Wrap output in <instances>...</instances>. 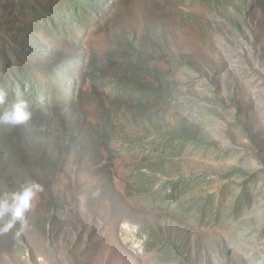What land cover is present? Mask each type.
Masks as SVG:
<instances>
[{
  "label": "rangeland",
  "instance_id": "obj_1",
  "mask_svg": "<svg viewBox=\"0 0 264 264\" xmlns=\"http://www.w3.org/2000/svg\"><path fill=\"white\" fill-rule=\"evenodd\" d=\"M0 88V264H264V0H0Z\"/></svg>",
  "mask_w": 264,
  "mask_h": 264
},
{
  "label": "clouds",
  "instance_id": "obj_2",
  "mask_svg": "<svg viewBox=\"0 0 264 264\" xmlns=\"http://www.w3.org/2000/svg\"><path fill=\"white\" fill-rule=\"evenodd\" d=\"M9 92L0 88V127H19L33 117V110L27 100L12 102L9 105ZM43 191V186L36 181H27L17 190L0 195V234L9 233L17 224L20 230L28 227V213L33 201ZM6 218V219H5Z\"/></svg>",
  "mask_w": 264,
  "mask_h": 264
},
{
  "label": "bare ground",
  "instance_id": "obj_3",
  "mask_svg": "<svg viewBox=\"0 0 264 264\" xmlns=\"http://www.w3.org/2000/svg\"><path fill=\"white\" fill-rule=\"evenodd\" d=\"M228 204H229L228 201L226 202L223 198H220L218 202V206L209 207L206 210H203L204 212L200 215V218L203 221L209 219V221L205 223L208 224L211 229H214L215 227L219 229L220 227H218L217 222L220 221L221 219L232 220L233 222L231 221L232 223L230 227L237 228L242 223V220H240L241 216L238 212H236V209L234 207H231ZM227 206L229 207L227 208ZM221 227H223L222 224Z\"/></svg>",
  "mask_w": 264,
  "mask_h": 264
},
{
  "label": "trees",
  "instance_id": "obj_4",
  "mask_svg": "<svg viewBox=\"0 0 264 264\" xmlns=\"http://www.w3.org/2000/svg\"><path fill=\"white\" fill-rule=\"evenodd\" d=\"M42 112H44L47 116L49 115V116H52L53 114L52 113H50L49 111H44V109H42Z\"/></svg>",
  "mask_w": 264,
  "mask_h": 264
}]
</instances>
